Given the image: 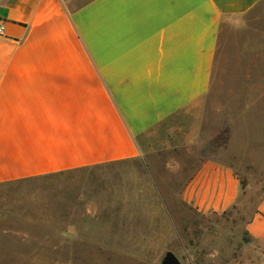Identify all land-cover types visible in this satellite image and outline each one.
Here are the masks:
<instances>
[{
    "label": "crops",
    "instance_id": "obj_1",
    "mask_svg": "<svg viewBox=\"0 0 264 264\" xmlns=\"http://www.w3.org/2000/svg\"><path fill=\"white\" fill-rule=\"evenodd\" d=\"M264 0L0 2V184L138 158L159 125L207 97L227 33ZM242 194L206 158L181 197L221 212ZM264 242V196L245 225Z\"/></svg>",
    "mask_w": 264,
    "mask_h": 264
},
{
    "label": "rangeland",
    "instance_id": "obj_2",
    "mask_svg": "<svg viewBox=\"0 0 264 264\" xmlns=\"http://www.w3.org/2000/svg\"><path fill=\"white\" fill-rule=\"evenodd\" d=\"M3 0H0L2 2ZM227 33L207 97L161 123L138 158L0 184V264H264L246 222L264 196V2ZM206 158L242 194L200 212L181 191Z\"/></svg>",
    "mask_w": 264,
    "mask_h": 264
},
{
    "label": "water",
    "instance_id": "obj_3",
    "mask_svg": "<svg viewBox=\"0 0 264 264\" xmlns=\"http://www.w3.org/2000/svg\"><path fill=\"white\" fill-rule=\"evenodd\" d=\"M161 264H182V263L172 252H168L164 257V259L162 260Z\"/></svg>",
    "mask_w": 264,
    "mask_h": 264
},
{
    "label": "built area",
    "instance_id": "obj_4",
    "mask_svg": "<svg viewBox=\"0 0 264 264\" xmlns=\"http://www.w3.org/2000/svg\"><path fill=\"white\" fill-rule=\"evenodd\" d=\"M3 30H4V28H3V26L0 24V35L3 34Z\"/></svg>",
    "mask_w": 264,
    "mask_h": 264
}]
</instances>
